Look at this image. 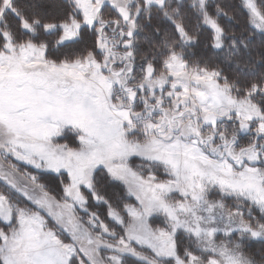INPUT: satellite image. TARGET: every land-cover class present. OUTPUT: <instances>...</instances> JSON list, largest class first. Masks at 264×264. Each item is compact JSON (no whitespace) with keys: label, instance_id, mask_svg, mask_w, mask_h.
Here are the masks:
<instances>
[{"label":"snow or ice","instance_id":"snow-or-ice-1","mask_svg":"<svg viewBox=\"0 0 264 264\" xmlns=\"http://www.w3.org/2000/svg\"><path fill=\"white\" fill-rule=\"evenodd\" d=\"M0 264H264V0H0Z\"/></svg>","mask_w":264,"mask_h":264},{"label":"trees","instance_id":"trees-1","mask_svg":"<svg viewBox=\"0 0 264 264\" xmlns=\"http://www.w3.org/2000/svg\"><path fill=\"white\" fill-rule=\"evenodd\" d=\"M105 191H106L107 195L112 196L113 198H115L117 195L123 193V188H122V186L106 185L105 186ZM98 209L101 212L100 214H101L102 218L106 222H109L108 219H107V216H106V208L103 207V206H99Z\"/></svg>","mask_w":264,"mask_h":264},{"label":"rangeland","instance_id":"rangeland-1","mask_svg":"<svg viewBox=\"0 0 264 264\" xmlns=\"http://www.w3.org/2000/svg\"><path fill=\"white\" fill-rule=\"evenodd\" d=\"M13 162H15V161H13ZM96 210H97L99 213H101L100 210L98 209V207L96 208ZM100 215H101V214H100ZM101 217H102V216H101ZM105 222H106V221H105ZM106 223H107V222H106Z\"/></svg>","mask_w":264,"mask_h":264}]
</instances>
